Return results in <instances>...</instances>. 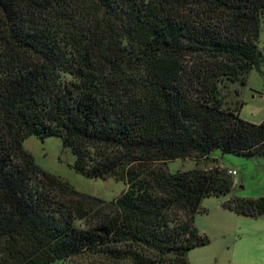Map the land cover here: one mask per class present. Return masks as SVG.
Here are the masks:
<instances>
[{"label": "trees", "instance_id": "1", "mask_svg": "<svg viewBox=\"0 0 264 264\" xmlns=\"http://www.w3.org/2000/svg\"><path fill=\"white\" fill-rule=\"evenodd\" d=\"M264 0H0V264H188L206 197L235 182L211 153L264 158V121L225 107L226 83L260 71ZM57 137L106 202L41 170L23 148ZM264 216V197H232Z\"/></svg>", "mask_w": 264, "mask_h": 264}, {"label": "rangeland", "instance_id": "2", "mask_svg": "<svg viewBox=\"0 0 264 264\" xmlns=\"http://www.w3.org/2000/svg\"><path fill=\"white\" fill-rule=\"evenodd\" d=\"M258 48L264 53V18L260 22ZM245 85L226 83L221 90L224 106L240 109V118L260 124L264 121V65L260 71L252 70ZM23 148L44 172L66 181L75 191L109 202L126 189L123 182L111 179H88L73 170L75 158L63 149L61 140L49 136L43 139L29 137ZM217 162L220 169L235 172V187L230 196L206 197L194 215L193 225L206 244L187 254L188 264H264V216L250 218L238 216L224 203L232 197L258 199L264 197V158L241 159L231 155L211 153L209 160L191 158L168 162L166 169L174 174L192 169H209ZM50 264H63L55 261ZM86 264V263H84ZM104 264V263H96Z\"/></svg>", "mask_w": 264, "mask_h": 264}, {"label": "built area", "instance_id": "3", "mask_svg": "<svg viewBox=\"0 0 264 264\" xmlns=\"http://www.w3.org/2000/svg\"><path fill=\"white\" fill-rule=\"evenodd\" d=\"M229 174H232V175H234V174H235V172H229Z\"/></svg>", "mask_w": 264, "mask_h": 264}]
</instances>
